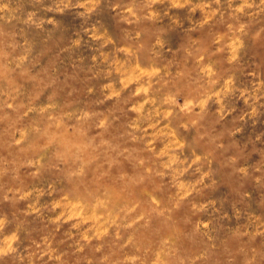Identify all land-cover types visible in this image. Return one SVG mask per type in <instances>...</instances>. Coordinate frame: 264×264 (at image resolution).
Masks as SVG:
<instances>
[{
	"label": "rangeland",
	"instance_id": "rangeland-1",
	"mask_svg": "<svg viewBox=\"0 0 264 264\" xmlns=\"http://www.w3.org/2000/svg\"><path fill=\"white\" fill-rule=\"evenodd\" d=\"M0 264H264V0H0Z\"/></svg>",
	"mask_w": 264,
	"mask_h": 264
}]
</instances>
